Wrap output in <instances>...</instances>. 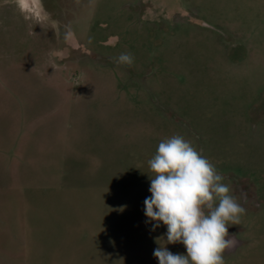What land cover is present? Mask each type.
I'll return each instance as SVG.
<instances>
[{"label": "rangeland", "instance_id": "1", "mask_svg": "<svg viewBox=\"0 0 264 264\" xmlns=\"http://www.w3.org/2000/svg\"><path fill=\"white\" fill-rule=\"evenodd\" d=\"M177 134L246 209L225 264H264V0H0V264H159Z\"/></svg>", "mask_w": 264, "mask_h": 264}, {"label": "clouds", "instance_id": "2", "mask_svg": "<svg viewBox=\"0 0 264 264\" xmlns=\"http://www.w3.org/2000/svg\"><path fill=\"white\" fill-rule=\"evenodd\" d=\"M131 66V53L115 58ZM150 197L144 200L146 223L152 231L166 226V243L153 250L159 264H225L224 254L238 241L229 235L230 225H239L246 209L230 194L216 166L182 135L161 140L148 160ZM181 243L186 255L174 254L166 244Z\"/></svg>", "mask_w": 264, "mask_h": 264}]
</instances>
